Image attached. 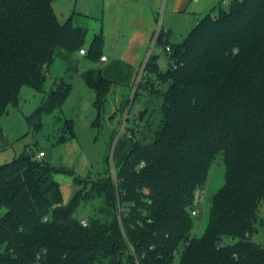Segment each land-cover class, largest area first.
<instances>
[{
	"label": "trees",
	"instance_id": "trees-1",
	"mask_svg": "<svg viewBox=\"0 0 264 264\" xmlns=\"http://www.w3.org/2000/svg\"><path fill=\"white\" fill-rule=\"evenodd\" d=\"M55 1L0 0V119L23 86L43 88L56 57L103 56V36L86 50V30L72 17L61 23ZM172 58L160 126L150 143L134 141L116 178L74 176L65 203L55 176L73 171L27 152L0 165V264H175L177 253L179 264H264V244L252 238L264 204V0L208 13ZM83 77L100 109L114 82L98 68ZM56 85L42 112L68 97L70 86ZM5 143L0 124V150ZM219 155L225 185L193 236L196 192ZM95 200L84 226L76 214Z\"/></svg>",
	"mask_w": 264,
	"mask_h": 264
},
{
	"label": "rangeland",
	"instance_id": "rangeland-1",
	"mask_svg": "<svg viewBox=\"0 0 264 264\" xmlns=\"http://www.w3.org/2000/svg\"><path fill=\"white\" fill-rule=\"evenodd\" d=\"M234 1L140 0L135 3L133 0H56L53 6L58 20L63 23L72 17L75 25L86 30V50L96 35H103V52L108 61H94L80 51L70 55L68 63L56 57L42 89L23 86L18 102L10 105L0 119L6 135V143L0 150V165L14 160L27 149L35 153L44 151L46 157L41 160L74 173L55 176L63 187L65 203L77 189L74 176L84 180L96 179L106 172L117 171L134 141L143 137L150 143L154 131L160 126L162 95L170 85L169 80L161 77L174 66L173 58L165 50L166 45L173 49L187 37L197 20L208 13L216 14L228 8ZM141 3L155 7L158 12L152 30L147 25L150 15L147 11L138 19L126 17V14L131 15L132 11L139 9L136 7ZM140 18L144 24L139 23ZM160 21L166 31L154 44V33ZM137 36L142 41H136ZM94 68L100 69L114 82L100 109L96 105L97 92L87 85L83 77L84 72ZM61 81L70 86L64 103L50 113L42 112L40 126L29 125L27 118L47 102L53 90L57 89L56 82ZM141 110L144 114L138 118ZM127 112L128 118L124 121ZM66 120L71 121L72 129L66 126ZM129 134L132 139L128 138ZM225 181V165L219 155L212 162L201 189L203 198L195 207L199 214H193V236L203 234L212 197L225 185ZM100 203V200H95L82 205L77 217L86 220L94 217ZM258 219V230L252 238L264 244V204L260 207ZM179 262L177 253L175 264Z\"/></svg>",
	"mask_w": 264,
	"mask_h": 264
},
{
	"label": "built area",
	"instance_id": "built-area-1",
	"mask_svg": "<svg viewBox=\"0 0 264 264\" xmlns=\"http://www.w3.org/2000/svg\"><path fill=\"white\" fill-rule=\"evenodd\" d=\"M165 31H166V29L163 28V26H162V21H160V22H159V25H158V28H157L156 32L154 33V37H155L154 44H155L157 41H159V39L161 38L162 34H163ZM165 50L167 51L169 57L172 58V53H173V49H172V47H171L170 45H166ZM80 53H81V54H86L85 51H80ZM102 60H106V57H102V58H101V61H102ZM173 62H174V60H173ZM174 65H175V62H174ZM141 76H142V74H141ZM141 76H140V78H141ZM139 80H140V79H139ZM127 118H128V112H127V114H126V116H125L124 121H125ZM124 121H123V123H122V127H121V128H123ZM121 130H122V129H121ZM132 137H133V136H132L131 134L128 135V138H129V139H132ZM117 140H118V138H117ZM26 152H27L28 155H31V156H33V157H35V158H37V159H41V158L46 157V153H45L44 151H38L37 153H35V152H33L31 149H27ZM141 165H143V163H141ZM111 175L113 176V178H116V171L113 170V171L111 172ZM202 198H203V196H202V194H201V190L198 189L197 192H196L195 203H196V204L199 203L200 200H202ZM193 214L198 215V214H199V210L194 211ZM81 223H82L84 226H86V225H87V221H86V219H81Z\"/></svg>",
	"mask_w": 264,
	"mask_h": 264
},
{
	"label": "crops",
	"instance_id": "crops-1",
	"mask_svg": "<svg viewBox=\"0 0 264 264\" xmlns=\"http://www.w3.org/2000/svg\"><path fill=\"white\" fill-rule=\"evenodd\" d=\"M122 1H125V2H129V1H131V0H122ZM135 3H137L138 1H140V0H133ZM138 7H136V8H139V9H137V10H134V11H132V13H131V15H130V13H129V15L128 14H126V17H128L129 18V16L130 17H132V18H135V19H138L139 18V16H140V14L141 13H146V11H147V13H149L150 15L148 16V18H147V25H148V28L149 29H153L152 27L154 26L153 24V21L154 20H156L157 18H156V13L158 14V12H157V10H156V8L155 7H152V6H149V5H147V4H143V3H141V5H137ZM153 19V20H152ZM152 20V21H151ZM140 22V24L141 23H145V22H142V19L140 18V20H139ZM134 34L136 35L137 34V31H136V29L134 30ZM103 36V35H102ZM138 40H136V41H142V40H139V38H138V36L136 37ZM105 41V40H104ZM104 45H105V42H104ZM104 51V50H103ZM104 53V52H103ZM103 57H106V60L105 61H103V62H107L108 61V57H107V55L104 53L103 54ZM101 61V60H100ZM102 62V61H101ZM141 112H143V110H141L140 111V113ZM140 113L138 114V118H140Z\"/></svg>",
	"mask_w": 264,
	"mask_h": 264
},
{
	"label": "water",
	"instance_id": "water-1",
	"mask_svg": "<svg viewBox=\"0 0 264 264\" xmlns=\"http://www.w3.org/2000/svg\"><path fill=\"white\" fill-rule=\"evenodd\" d=\"M41 119H42V108L40 107L27 118V121L29 125L38 127L41 125Z\"/></svg>",
	"mask_w": 264,
	"mask_h": 264
}]
</instances>
